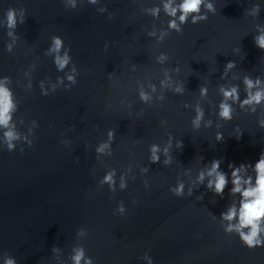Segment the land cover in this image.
<instances>
[{
    "label": "water",
    "instance_id": "1",
    "mask_svg": "<svg viewBox=\"0 0 264 264\" xmlns=\"http://www.w3.org/2000/svg\"><path fill=\"white\" fill-rule=\"evenodd\" d=\"M170 2L181 0H0V87L13 91L16 124L0 125V264H74L81 250L92 264H147L145 253L153 264H264V247L247 248L212 216L235 199L230 183L215 204L205 185L188 196L202 164L224 157L230 175L228 163L254 164L264 151V100L242 105L264 90V0H202L183 21L181 10L165 11ZM53 35L70 48L64 72L53 57L66 48L47 52ZM233 87L239 98L226 100L225 120L222 89ZM8 130L21 137L11 152ZM152 144L160 163H149ZM113 168L110 191L101 181ZM181 181L177 197L169 189Z\"/></svg>",
    "mask_w": 264,
    "mask_h": 264
},
{
    "label": "clouds",
    "instance_id": "2",
    "mask_svg": "<svg viewBox=\"0 0 264 264\" xmlns=\"http://www.w3.org/2000/svg\"><path fill=\"white\" fill-rule=\"evenodd\" d=\"M202 0H181V3L177 7H172L171 2L164 5L165 11L170 15L174 16L175 12L179 9L182 11V15L180 16V20L183 21L185 16L189 12H197L199 10V5ZM210 7V6H209ZM159 8L153 9V14L158 15ZM15 26V18L13 10H9L7 14V23L6 27L11 28ZM169 27H176L175 21H169ZM9 35L11 33H8ZM258 43L261 47H264V37L258 38ZM61 48H66L64 55H56L53 57V63L56 66L58 71L64 72L65 68L69 67L70 62L72 61V56L70 55V48L65 46L64 39L60 35H53L51 39V43L47 48V52H59ZM7 50L10 51V46H7ZM234 66L233 61H229L226 65L225 72L222 74L226 75L227 70ZM72 74L67 75V79L72 82V85L77 83L75 79V68H72ZM3 78L5 80L11 79V77L4 75ZM59 80L60 77H57ZM62 82V81H61ZM259 81L257 80V83ZM245 84L248 89L255 87V84L249 80L247 77L245 78ZM29 89L32 88V82L29 83ZM39 87L41 90V94L43 96L49 95V90L43 83V80L39 82ZM71 88V87H67ZM56 88L53 87L51 92H55ZM177 91H180L177 89ZM202 94H206V89H201ZM224 100L220 103V113L221 118L225 120H231V106L226 103L227 99H238L239 95L235 87L231 89H222ZM13 91L9 89H5L0 87V125L8 128L10 123L11 127L15 128L16 124L13 122V116L11 115L14 105H13ZM141 98L145 97L141 94ZM261 100H264V90L257 91L254 96L245 99L242 102L243 104L250 103L255 101L259 103ZM18 109V104L15 106V111ZM203 113L201 111H197V115L194 117L192 123L195 128H199V122L202 118ZM21 124L23 123V119H21ZM207 126H211V122ZM264 127V124L261 125ZM238 127V126H237ZM6 139L8 140L7 150L13 151L16 149V145L11 143L13 139H20V135L18 133H14L11 130L5 131L4 133ZM107 135L109 140L114 141L115 139V131L113 129H109L107 131ZM240 135L235 136L236 139H240ZM225 139L223 132L218 131L216 133V141L223 142ZM24 141L27 143L29 147L33 144V140L24 138ZM170 146V144H169ZM179 148H183V141H178ZM107 147L106 144L101 143L95 148V152L97 154L104 151V148ZM20 151H24V146L20 147ZM150 155H149V163H160V157L157 155L159 151V147L156 144H152L150 146ZM167 152V148L165 149ZM98 158V157H97ZM203 156L201 157V161L203 160ZM200 161V163H201ZM224 161V157L213 158L208 163L202 164L197 170L195 181L193 186L188 189V196H192L194 189H198L201 185H205L207 190L212 192L214 195L213 204L217 203L216 197L224 198L225 189L228 188L229 183L231 184V188L228 189L229 196L235 197V199L231 200L221 211L219 217L215 214H212L213 218H219L220 220L227 221L228 223L223 227V231L226 234H230L235 232L238 235L240 241L249 249H255L257 247H264V237L260 235L262 228L264 225V151H261L259 154L258 160L252 164L249 162H241L238 166L234 163H228V168L230 169V175L228 172H225L221 168V164ZM169 161L166 160L165 163ZM147 171V169H145ZM185 171H189V169H185ZM116 169H111L106 171L101 183L108 184L110 191L115 190V177ZM206 177L207 182L205 183ZM121 189H126L127 185L123 182L120 184ZM173 195L177 197H182L185 185L184 183L177 182V184L169 189ZM203 195L198 196L197 199H202ZM116 211L120 215H124L126 209L124 205L121 203L117 205ZM250 226V230L245 232L244 229ZM53 251H55V246L53 247ZM74 264H80L81 260H84V264H92V258L83 256V251L77 252L72 257ZM143 259L147 261V264H153L152 257L147 253L144 254ZM8 264H12V261H9Z\"/></svg>",
    "mask_w": 264,
    "mask_h": 264
}]
</instances>
